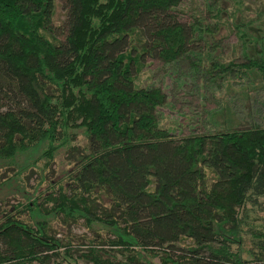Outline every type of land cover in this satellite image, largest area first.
Here are the masks:
<instances>
[{
    "label": "trees",
    "instance_id": "trees-1",
    "mask_svg": "<svg viewBox=\"0 0 264 264\" xmlns=\"http://www.w3.org/2000/svg\"><path fill=\"white\" fill-rule=\"evenodd\" d=\"M57 1L0 0V189H34L61 149L71 166L50 208L28 199L0 216V264H63L53 224L92 232L91 264H264V224L250 221L264 213V127L178 137L160 126L164 90L137 86L149 60L194 74L206 60L215 89L264 81V35L254 58L223 63L213 42L197 48L210 27L179 20L184 0H65L63 32Z\"/></svg>",
    "mask_w": 264,
    "mask_h": 264
},
{
    "label": "rangeland",
    "instance_id": "rangeland-1",
    "mask_svg": "<svg viewBox=\"0 0 264 264\" xmlns=\"http://www.w3.org/2000/svg\"><path fill=\"white\" fill-rule=\"evenodd\" d=\"M211 10L219 12L218 31L214 28L215 22L218 21L214 17L216 12L212 13ZM66 14L65 0H58L55 23L56 26H62L60 32L65 30L63 25ZM176 15L183 23L210 27L214 31L213 39L206 34L207 41L199 42L197 48L206 51L203 54L206 56L209 49L206 43L213 42L214 55L223 63H243L246 57L254 58L255 41L264 35V0H184ZM240 31H245L247 37L240 38ZM192 59L194 60V57ZM202 61V71L199 74H194L189 60L174 65L149 60L147 67L140 73L137 79L138 87L157 86L162 88L168 97V105L159 112L160 126L171 130L178 137L200 135L209 131L264 127V81H261L259 74L250 71V82L246 78H237L225 81L221 88L215 89L212 84L209 85V76L206 75L210 64L206 60ZM79 135L84 139L83 131L80 130ZM17 163L21 164L22 161ZM50 170L46 179L36 180V174L31 178L30 185L34 186V189L25 188L17 181L0 189V216L15 210L17 204L25 203L28 199L37 198L39 203L50 208L51 206L47 205V196L57 192L58 185L65 183L71 172L64 149L56 153ZM263 217L264 213H251L250 221L256 226H261L264 224ZM53 227L57 231V238L66 244V247L60 250L65 258L63 264H75V260L77 264H91L82 260L80 255L86 253L91 246L92 232L83 225H73L69 229L54 224ZM66 249L72 250L75 260L68 259L64 253ZM106 249L113 251L111 253L119 257L118 260H122L121 252L110 250L109 247ZM176 255H183L182 251H177ZM241 255L245 261L252 260L249 253ZM152 264H160V259L153 258Z\"/></svg>",
    "mask_w": 264,
    "mask_h": 264
}]
</instances>
